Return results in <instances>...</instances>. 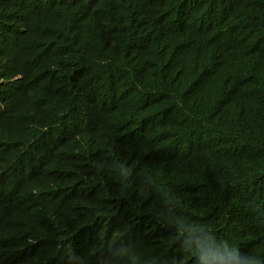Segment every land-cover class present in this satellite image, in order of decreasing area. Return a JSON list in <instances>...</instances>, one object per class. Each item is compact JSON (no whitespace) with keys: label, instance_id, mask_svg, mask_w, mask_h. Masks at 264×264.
<instances>
[{"label":"trees","instance_id":"obj_1","mask_svg":"<svg viewBox=\"0 0 264 264\" xmlns=\"http://www.w3.org/2000/svg\"><path fill=\"white\" fill-rule=\"evenodd\" d=\"M74 1L0 0V51L37 64L24 65L12 89L34 81L35 105L57 119L60 134L48 173L13 176L6 148L0 156V264H227L236 254L264 263V222L240 213L264 205V0H151L162 8L147 51L130 53L97 34L73 48L77 66L96 70L86 83L59 59L73 43ZM143 8L132 4L117 17L130 22ZM197 24L214 30L219 51L202 45ZM148 94L172 109L156 108L148 120L138 105ZM212 106L242 112L243 130L208 116ZM85 113L117 122L119 139H104L110 127L90 125ZM114 173L137 187L135 198L109 193ZM62 183L79 188L73 204L59 198ZM30 209L39 210L35 243L13 234Z\"/></svg>","mask_w":264,"mask_h":264},{"label":"clouds","instance_id":"obj_2","mask_svg":"<svg viewBox=\"0 0 264 264\" xmlns=\"http://www.w3.org/2000/svg\"><path fill=\"white\" fill-rule=\"evenodd\" d=\"M138 7L143 4L144 8L136 14L132 21L127 19H119L118 14L123 13L130 5ZM51 9L60 10V3H55L50 6ZM162 6L153 3L151 0H75L71 11L67 14V20L70 22V27L67 29L68 38L73 39V43H66L59 51L60 62L65 66L71 75L78 73L82 76L83 83L89 82L88 79H93L95 69L83 70L81 66L69 57L75 59L72 50L88 46V39L97 34L103 39H117L130 53H142L148 50L149 40L154 36L156 27L160 21V9ZM193 31L199 36L200 41L204 47L214 48L219 51L221 46L216 37H214V30L208 28L204 24L194 25ZM29 64L31 68H37L35 63H26L19 65L4 51H0V112L8 117H0V156L4 153V148L7 150V158L13 163L9 164L11 175L17 177H28L40 167L41 173H48V167L52 166L54 145L59 141L60 134L58 131V121L51 114L40 112L35 105V98L32 86L27 85L24 89L14 90L12 86L22 81L27 74V68L24 65ZM37 71V69L35 70ZM80 79V78H79ZM90 80V81H91ZM140 111L142 116L147 113L148 120H154L158 115L156 108L172 109V104L168 98L156 99L151 94L140 98L139 102ZM227 103V99L219 100L215 105L223 106ZM7 109H20L22 112L11 114ZM93 114L85 113L80 119L90 125H102L106 123L110 128L102 130L101 135L104 139H119L120 133L117 129L118 123L112 120H96L92 118ZM212 115L217 118L223 125L235 127L238 130H243V117L242 112L236 114L220 113L215 106H212L208 116ZM100 116V115H98ZM145 119V118H144ZM147 120V119H145ZM22 132L21 135L15 133ZM1 134L4 140H1ZM49 154V155H48ZM14 160V161H13ZM7 170V169H6ZM4 166L1 167L0 173L6 176ZM27 172V173H26ZM113 183L109 186V193L116 197L115 200L130 201L138 194L136 186H127V181L123 175L114 173L111 175ZM69 181L73 182L74 177L70 175ZM44 182L51 185L54 178L49 175L43 178ZM26 188L25 185H19ZM82 188L86 189V186ZM59 191V198L63 203L73 204L77 201L78 189L73 186L62 183L57 189ZM19 190V193H22ZM32 193H35L32 191ZM103 193L102 196H106ZM35 199H42L38 194ZM260 207L247 206L245 211L240 212L247 218H253V221L261 220L264 222V205ZM26 208V205H23ZM21 220L28 223L21 231H13L14 235L18 233L23 234V238L30 243H35L32 235L39 229L37 228L36 215L39 210L30 209L23 211ZM235 222V220H233ZM261 222V223H262ZM179 230L183 227H175ZM55 236V235H54ZM31 237V238H30ZM188 237V235H185ZM23 241V242H26ZM259 243L264 245L261 239ZM246 248V243L239 245ZM22 247H27L23 243ZM49 252V249H46ZM256 262L252 264L261 263L259 256L252 254ZM227 264H250L243 263L240 256L236 254L233 261H228Z\"/></svg>","mask_w":264,"mask_h":264}]
</instances>
